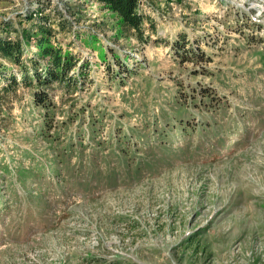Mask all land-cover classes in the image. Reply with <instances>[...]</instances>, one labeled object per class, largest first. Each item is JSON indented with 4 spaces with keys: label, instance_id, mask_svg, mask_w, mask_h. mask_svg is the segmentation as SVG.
I'll return each mask as SVG.
<instances>
[{
    "label": "rangeland",
    "instance_id": "rangeland-1",
    "mask_svg": "<svg viewBox=\"0 0 264 264\" xmlns=\"http://www.w3.org/2000/svg\"><path fill=\"white\" fill-rule=\"evenodd\" d=\"M39 8L87 76L0 102V264H264V0H142V41L92 0L0 20Z\"/></svg>",
    "mask_w": 264,
    "mask_h": 264
},
{
    "label": "trees",
    "instance_id": "trees-1",
    "mask_svg": "<svg viewBox=\"0 0 264 264\" xmlns=\"http://www.w3.org/2000/svg\"><path fill=\"white\" fill-rule=\"evenodd\" d=\"M92 1L116 16L119 29L124 34H132L142 41L146 40L144 38L145 30L143 27L145 22H148L149 27L155 30L152 20L139 11L140 0ZM38 10L39 13L35 16L31 14L27 15L23 22L29 23L20 29L15 26L13 28L11 22L6 21V19L0 20L1 30L6 34V36H0V84L2 80H6V84L0 88V102L5 100L9 94V90H15L21 84L27 88H35L33 92L34 101L42 103L52 86L59 85L65 88L69 86L68 91H72L77 85L76 81L80 82L82 79H86L88 62L85 60L80 61L69 50L63 49L61 45L53 44L52 39H56L58 32H55V29L48 24L49 17L45 14L43 15L45 9L39 8ZM59 14H61V18L58 22L61 25L62 31L66 27L71 28V21H68L61 12ZM75 14L74 12V18L77 19ZM20 22L22 24V21ZM34 30H36L35 35ZM32 37L35 38L37 51L26 57L25 52L27 48L25 46H27V42L30 43ZM1 60L12 62L17 66L18 75L20 76L18 81L15 76L16 72L10 70V67L3 64ZM44 62H46L45 65H42ZM73 70H76L75 73H78L82 79L76 80L75 77L69 75ZM9 72L11 74L6 76ZM58 169L55 174H58ZM109 172L112 173L113 171L110 170ZM60 181L66 182L63 178Z\"/></svg>",
    "mask_w": 264,
    "mask_h": 264
},
{
    "label": "built area",
    "instance_id": "built-area-1",
    "mask_svg": "<svg viewBox=\"0 0 264 264\" xmlns=\"http://www.w3.org/2000/svg\"><path fill=\"white\" fill-rule=\"evenodd\" d=\"M142 2V0L139 1V6H140V3ZM139 11H140V8H139Z\"/></svg>",
    "mask_w": 264,
    "mask_h": 264
}]
</instances>
